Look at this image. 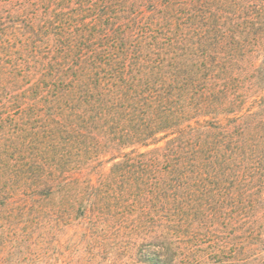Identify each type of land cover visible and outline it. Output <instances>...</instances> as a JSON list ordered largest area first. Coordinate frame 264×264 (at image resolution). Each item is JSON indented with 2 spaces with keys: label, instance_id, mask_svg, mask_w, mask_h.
Wrapping results in <instances>:
<instances>
[{
  "label": "trees",
  "instance_id": "1",
  "mask_svg": "<svg viewBox=\"0 0 264 264\" xmlns=\"http://www.w3.org/2000/svg\"><path fill=\"white\" fill-rule=\"evenodd\" d=\"M0 264H264V0H0Z\"/></svg>",
  "mask_w": 264,
  "mask_h": 264
}]
</instances>
